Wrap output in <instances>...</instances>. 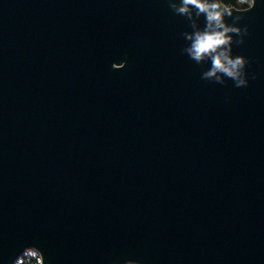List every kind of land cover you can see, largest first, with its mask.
Returning <instances> with one entry per match:
<instances>
[{
    "label": "water",
    "instance_id": "1",
    "mask_svg": "<svg viewBox=\"0 0 264 264\" xmlns=\"http://www.w3.org/2000/svg\"><path fill=\"white\" fill-rule=\"evenodd\" d=\"M215 2L244 86L180 0H0V264H264V0Z\"/></svg>",
    "mask_w": 264,
    "mask_h": 264
},
{
    "label": "clouds",
    "instance_id": "2",
    "mask_svg": "<svg viewBox=\"0 0 264 264\" xmlns=\"http://www.w3.org/2000/svg\"><path fill=\"white\" fill-rule=\"evenodd\" d=\"M170 7L178 14L185 15L189 19L205 17V27L203 30H196L191 34H186V38L191 42L185 49L191 59L200 63L205 59L211 61L210 68L203 73V77L221 80V75L235 81L237 87L246 85L243 78V68L245 61L242 57L231 58L229 55L231 36L229 33L238 32L235 24H228L226 15H230L226 10L220 8L215 0H180L179 4L170 3ZM194 9V13L192 11ZM238 19V18H234ZM196 28L195 20L192 24Z\"/></svg>",
    "mask_w": 264,
    "mask_h": 264
},
{
    "label": "trees",
    "instance_id": "3",
    "mask_svg": "<svg viewBox=\"0 0 264 264\" xmlns=\"http://www.w3.org/2000/svg\"><path fill=\"white\" fill-rule=\"evenodd\" d=\"M228 6H235L239 8L246 7L250 4V0H221ZM12 264H39V256L32 249H26L18 255Z\"/></svg>",
    "mask_w": 264,
    "mask_h": 264
}]
</instances>
